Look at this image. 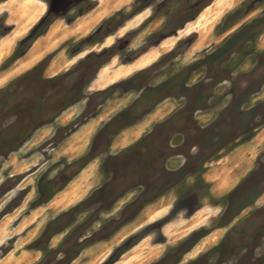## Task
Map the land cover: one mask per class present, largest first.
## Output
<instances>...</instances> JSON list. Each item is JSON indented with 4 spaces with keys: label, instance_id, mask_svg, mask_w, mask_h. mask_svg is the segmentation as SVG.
<instances>
[{
    "label": "rangeland",
    "instance_id": "obj_1",
    "mask_svg": "<svg viewBox=\"0 0 264 264\" xmlns=\"http://www.w3.org/2000/svg\"><path fill=\"white\" fill-rule=\"evenodd\" d=\"M37 1L0 49V264H264V0L202 37L217 0Z\"/></svg>",
    "mask_w": 264,
    "mask_h": 264
},
{
    "label": "bare ground",
    "instance_id": "obj_2",
    "mask_svg": "<svg viewBox=\"0 0 264 264\" xmlns=\"http://www.w3.org/2000/svg\"><path fill=\"white\" fill-rule=\"evenodd\" d=\"M8 4H9V8H10V16H11V18H13V19H16L17 21H18V23L19 24H21V26H19L18 28H19V30L18 31H14L15 32V35H13L11 38H9L8 39V41L7 42H4L2 45H1V47H0V49L1 48H4L6 45L8 46V45H10L11 44V42L13 41V39L15 38H17V36L18 35H20V34H23V33H25L26 31H27V26L29 25V24H33L34 22H35V19L37 18V15L40 13V11H41V6H40V3L37 1V0H19V3L18 4H16L15 5V0H7L6 1ZM214 2H216L215 4V7L214 8H210V7H208V8H206V10H204V12H203V14H204V16H205V18H200V20H199V22L202 24L201 25V29H200V31H199V33H200V36L202 37V36H205V34H206V32H208L209 30H210V28H211V26L212 25H214L215 23H218V22H220V20L222 19V17H223V14H225L224 12H225V9L226 8H230V7H232L233 5H234V3H236L237 2V0H217V1H214ZM214 4V3H213ZM228 10V9H227ZM19 17H18V16ZM98 16V15H97ZM81 17H82V15H81ZM85 17V16H84ZM82 19H83V17H82ZM75 20V19H74ZM197 26H198V24H197ZM64 29H66L65 27H63ZM40 39V38H39ZM43 39V38H42ZM47 39V38H46ZM43 40H45V39H43ZM41 40H39V42H40ZM176 41V39L173 37H169V38H167V39H165L164 41H162L161 42V44L157 47V49L159 50V51H162L163 49H166V48H168L169 46H170V44H172L173 42H175ZM37 42V41H36ZM45 43V42H44ZM12 44H14V43H12ZM39 45H40V43H38ZM38 44H35L34 43V45L36 46L37 45V48L36 49H39L38 47ZM173 47V46H172ZM11 48H12V46H11ZM34 48V49H35ZM40 48H41V46H40ZM42 48H43V46H42ZM31 49V48H30ZM29 49V51H33L32 49L30 50ZM29 51H27L28 52V55H30L31 53L29 52ZM36 51V50H35ZM35 51L34 52H32V53H35ZM8 52V51H7ZM39 52V51H38ZM166 52V51H165ZM30 53V54H29ZM36 54H38L37 52H36ZM27 55V54H26ZM32 55V54H31ZM35 55V54H34ZM33 55V56H34ZM32 56V57H33ZM27 57V56H26ZM37 60V59H36ZM1 61V60H0ZM153 61H155V60H151V61H149L148 63H147V66L148 65H150ZM24 62V61H23ZM32 62H34V61H32ZM27 64H28V62H27ZM29 64H31V63H29ZM28 64V65H29ZM22 69H24V68H22ZM7 72V71H6ZM9 73V72H8ZM11 73V72H10ZM20 75V74H19ZM3 76H7V73H6V75H3ZM2 77V76H1ZM5 81H6V79H4ZM4 83V82H3ZM2 84V83H1ZM84 180V179H83ZM82 181V180H81ZM72 188V187H71ZM72 190V189H71ZM74 190H72V191H70V192H73ZM75 191H77L76 189H75ZM70 192H69V195H68V197H71L72 196V194H70ZM75 193V192H74ZM65 194V193H64ZM62 197H64V195L62 196ZM72 198V197H71ZM74 198H76V197H74ZM74 198H73V201H74ZM61 199V198H60ZM58 201H60L59 199H57ZM67 200V199H66ZM69 200V199H68ZM77 200V199H76ZM56 201V200H55ZM57 201V202H58ZM61 201H63V200H61ZM65 202V201H64ZM67 203V202H66ZM64 205V204H63ZM67 206V205H66ZM95 248V247H94ZM97 248V247H96Z\"/></svg>",
    "mask_w": 264,
    "mask_h": 264
},
{
    "label": "crops",
    "instance_id": "obj_3",
    "mask_svg": "<svg viewBox=\"0 0 264 264\" xmlns=\"http://www.w3.org/2000/svg\"><path fill=\"white\" fill-rule=\"evenodd\" d=\"M39 3L41 2V1H38ZM40 6H41V8L43 9V5L40 3ZM107 6H102L100 3L94 8V9H92L90 12H88L87 14H86V18L84 17L83 19H79L78 20V18H75V20L73 21V23H71L69 26H71L72 28H73V31L74 32H76V33H78V35L79 36H83V35H86V34H88V33H91V29L93 28L94 29V25L100 20V19H102V17L104 16V15H106V13L108 12V10H109V8L107 7ZM42 9H41V11H42ZM40 11V13L38 14V15H42V13L43 12H41ZM38 15H37V17H38ZM98 15V16H97ZM18 16V15H17ZM40 16L38 17V18H36L35 19V22L40 18ZM19 17V16H18ZM9 18H10V22L11 23H13L14 25L16 24V25H21V24H19L18 23V21L16 20V19H13V18H11L10 17V15H9ZM34 22V23H35ZM56 24H57V22L56 23H53L52 25H51V27H50V29H49V31L47 32V33H49L55 26H56ZM74 25V26H73ZM40 38V37H39ZM38 38V39H39ZM38 39H36L35 40V43H36V41L38 42ZM26 56V55H25ZM31 65H33V64H31ZM28 66H30V65H28ZM27 66V67H28ZM149 66V65H148ZM31 67V66H30ZM229 191V190H228ZM225 193V192H224ZM14 194V191H12L11 192V195H13ZM19 209V208H18ZM156 209H158V208H156ZM14 210H15V208H14ZM14 213H15V211H14ZM13 213V214H14ZM159 214H161V213H159V211H156V212H154V213H152V216H151V213H147V216H148V219H152V218H155L156 216H158ZM128 231H130L129 230V228L127 229H125V228H122V229H120L119 230V232H118V235L119 234H122L123 233V236H122V238L121 239H123L127 234H128ZM216 238H218V237H216ZM121 239H119V240H117V241H115V242H112V240H111V242L110 243H108V244H114V243H117V242H119ZM103 254H105V252H103V253H101V255H103Z\"/></svg>",
    "mask_w": 264,
    "mask_h": 264
},
{
    "label": "flooded vegetation",
    "instance_id": "obj_4",
    "mask_svg": "<svg viewBox=\"0 0 264 264\" xmlns=\"http://www.w3.org/2000/svg\"><path fill=\"white\" fill-rule=\"evenodd\" d=\"M111 61V60H110ZM109 61V62H110ZM107 64H105L104 66H106ZM103 67V66H102ZM101 67V68H102ZM100 68V69H101ZM100 71V70H99ZM99 71H98V73H99ZM98 73H97V75H98ZM97 75H96V77H97ZM95 81V80H94ZM94 81H93V83H94ZM110 85V84H109ZM107 87V86H106ZM105 88V87H104ZM100 89H102V88H100ZM194 111H198V110H200V108L199 107H195L194 109H193ZM170 125H175V123H167V127H169ZM173 127H175V126H173ZM12 191H14V194L11 196V200H13L14 199V197H15V185L11 188V190H10V192H12ZM248 193V192H247ZM247 193H244V195H246ZM243 195V196H244ZM259 197H260V195L259 194H257ZM157 201H155V202H153V203H150V204H148V205H146L142 210H141V212L142 211H144V210H147L146 208H147V206H149V205H153V204H155ZM254 202V201H253ZM250 205H246V206H243V208H242V212H244L245 210H246V208L247 207H249ZM154 206H152V207H149V208H153ZM148 208V209H149ZM246 217H248V215L247 216H245V218ZM245 218H243L242 220H244ZM241 229V232L242 233H244V234H246V228H240ZM248 233V232H247ZM263 235L264 234V227H261V228H254L253 230H251V241H249V242H251V244H252V246L254 247V248H258L259 247V243H260V241H257V237L259 236V235ZM115 235H113L112 236V238L114 237ZM111 238V239H112ZM249 239H250V237H249ZM84 250V249H83ZM82 252V251H81ZM246 259V258H245ZM244 259V262H247L246 260ZM243 262V263H244ZM248 263V262H247Z\"/></svg>",
    "mask_w": 264,
    "mask_h": 264
}]
</instances>
